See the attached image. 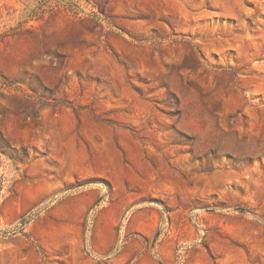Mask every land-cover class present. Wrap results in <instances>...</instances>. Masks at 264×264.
<instances>
[{"label":"rangeland","instance_id":"374dc122","mask_svg":"<svg viewBox=\"0 0 264 264\" xmlns=\"http://www.w3.org/2000/svg\"><path fill=\"white\" fill-rule=\"evenodd\" d=\"M0 264H264V0H0Z\"/></svg>","mask_w":264,"mask_h":264}]
</instances>
